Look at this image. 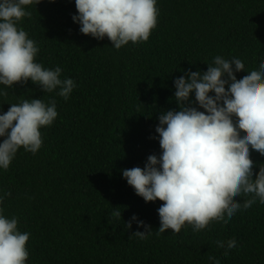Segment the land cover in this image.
<instances>
[{
    "label": "trees",
    "instance_id": "1",
    "mask_svg": "<svg viewBox=\"0 0 264 264\" xmlns=\"http://www.w3.org/2000/svg\"><path fill=\"white\" fill-rule=\"evenodd\" d=\"M27 8L31 16L20 26L39 47L37 62L60 66L61 78L77 84L67 100L31 80L0 85L7 91L0 113L24 99L57 105L56 120L41 129L40 150L21 147L0 170V193H11L0 207L30 233L27 264H211L209 256L220 264H264V204L258 200L227 223L194 231L186 222L178 233L157 235L164 202H146L122 171L143 168L149 155L162 152L158 116L179 110L174 81L186 70L207 71L216 55L239 57L245 72L258 66L264 0H157L158 23L149 39L120 49L107 37L80 32L75 0H41ZM251 156L258 173L264 156L254 150ZM249 198L237 197L241 204ZM115 207L119 219L111 218ZM133 214L151 225L146 239L132 235L145 230L135 221L128 229ZM232 238L237 246L225 255L216 241Z\"/></svg>",
    "mask_w": 264,
    "mask_h": 264
},
{
    "label": "clouds",
    "instance_id": "2",
    "mask_svg": "<svg viewBox=\"0 0 264 264\" xmlns=\"http://www.w3.org/2000/svg\"><path fill=\"white\" fill-rule=\"evenodd\" d=\"M41 0H0V85L12 87L31 80L45 93L57 92L67 100L77 84L61 78L62 68H45L37 62L39 47L29 38L20 22L31 12L27 6ZM78 14L74 22L80 32L120 49L129 42L147 41L157 26V0H75ZM207 71L186 70L175 79L174 99L179 110H165L158 116L162 152L149 155L145 166L123 169V177L146 202L159 199V235L166 230L180 232L187 222L201 231L212 221L227 223L238 210L257 200L264 204V163L252 159L251 152L264 156V56L257 67L245 72V63L216 55ZM244 74L237 78V72ZM58 90V91H57ZM194 94L195 101H192ZM0 96H7L0 87ZM198 103L199 107L193 106ZM200 109H203L200 110ZM58 116L55 100L41 98L11 103L0 113V170H7L18 150L36 154L43 145L41 129L51 126ZM10 192L0 193V205ZM250 196L243 204L237 197ZM121 212L115 207L112 219ZM144 231L132 235L146 239L152 227L133 214ZM18 218L7 216L0 207V264H27L30 233L18 227ZM218 247L235 248V238L217 240ZM211 264H220L209 256Z\"/></svg>",
    "mask_w": 264,
    "mask_h": 264
}]
</instances>
